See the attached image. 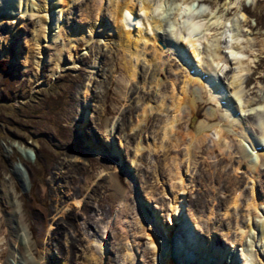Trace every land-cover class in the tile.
<instances>
[{
    "label": "rangeland",
    "instance_id": "1",
    "mask_svg": "<svg viewBox=\"0 0 264 264\" xmlns=\"http://www.w3.org/2000/svg\"><path fill=\"white\" fill-rule=\"evenodd\" d=\"M87 1L86 5L73 3L66 7L73 8L64 12V20L65 17L68 19L65 26L74 27L76 22H85L81 25L82 30L85 25L96 23V7ZM108 4L106 0L102 3L98 22L112 23ZM202 4L213 6L215 0H205ZM241 8L253 21L243 28L250 32L253 41L249 46L257 52L260 40L264 38V0H255L254 5ZM222 12L220 9L219 14ZM51 13L52 16L58 15L57 10ZM52 23L46 43L40 46L35 44L38 25L33 20L21 25L16 37H10L0 29V45L3 44L7 52L0 55L5 67L0 70V188L14 190L24 217L26 235L31 237V243L36 244L32 249L33 259L43 262L44 250L50 248L56 257L46 256V260H50L47 264L66 260L68 264H84V257L89 254L88 241L93 245L102 235L106 250L100 264H155L148 239L141 233L138 216L141 212L148 226L147 215L156 207L164 211L166 218L170 215L169 202L178 200V187L181 186L176 179V168L184 176V182L187 179L191 182L185 193V220L204 225L203 228L209 225L206 218L214 225L222 223L223 226L218 228L224 237L223 227L228 222L229 213H223L221 207L225 208L232 197L231 183L239 182L237 187L244 186L246 191L250 185L243 168L235 171L239 156L222 155L214 147L213 131L207 129L209 135L197 143L198 150L194 149V153L187 157L189 136L186 130L191 118L185 113H180L172 133L161 138L160 121L170 115L171 110L166 105H169L171 90L187 104L185 99L195 88L197 106L193 120L208 126L216 120L207 117L209 110L215 107L205 102V94L197 83L186 85L185 92L182 91L187 74L184 64L175 58L171 48L157 34L154 36L156 49L148 42L144 54L149 59L156 57L152 61L163 71L157 72L153 63L152 68L146 70L138 63L136 77L122 88L116 55L119 49H116L117 39L111 30L98 33L87 44L79 40L77 48H72V61L69 59L71 52L63 48L60 63L56 66L58 48L62 47L69 31L59 30L55 20ZM57 34L59 38L55 41L53 38ZM260 50L263 53L256 55L245 79V94L254 100L264 97V45ZM245 54L250 56L249 52ZM40 57L45 61L36 68L33 61ZM227 65L232 66V63ZM225 71L224 80L232 73L230 67ZM154 77L156 81L153 82ZM86 86L89 96L86 113H83L82 91ZM162 99V112H158L155 107ZM144 107L146 120L137 122V115L142 114ZM90 140L99 143L97 155L88 144ZM138 140L148 148L141 149L140 154L134 156ZM114 141L116 144L112 143ZM160 143H166L169 149H159ZM153 144L157 148L155 151ZM231 144L232 151L236 152L235 143ZM21 147L29 150L30 158L21 156ZM117 147L120 161H123L121 165L112 154ZM114 171H119L120 194L109 183L107 173ZM235 176H244L245 179L236 180ZM257 183L259 193L264 195V172L259 175ZM76 200L87 204L88 213L99 220L104 233L84 227L80 204L77 208L73 205ZM65 201L69 203L65 216H59L55 207L64 206ZM11 211L12 207H4L0 199V264L10 259L4 213ZM68 215L72 222L79 224V233L67 226L58 237L56 228ZM208 237L219 244L218 234L212 232ZM70 240L76 241L72 257L66 251ZM126 252L131 256L125 257Z\"/></svg>",
    "mask_w": 264,
    "mask_h": 264
},
{
    "label": "bare ground",
    "instance_id": "2",
    "mask_svg": "<svg viewBox=\"0 0 264 264\" xmlns=\"http://www.w3.org/2000/svg\"><path fill=\"white\" fill-rule=\"evenodd\" d=\"M90 1L95 5L96 12L99 14L105 0ZM106 1L109 3V15L112 18V23L108 24L103 20L98 22L99 15L97 14L98 18L94 20L96 23L85 25L81 30V25L85 22H76L74 27L72 25L65 26L68 19L65 17L64 20V12L73 8H66L68 5L73 3L74 5H86L88 4L87 0H0V29L5 31L8 36L16 37L19 34L20 26L33 20L38 25L35 44L40 46L41 43H46L47 34L49 35L53 25L51 22L55 20L54 24L58 26L59 30L69 31L62 47L58 48L56 66L60 63L63 48L71 52L69 59L72 61L74 60L72 48L76 47L79 40L87 44L98 33H107L111 30L117 39L116 49H119V52L116 51V55L121 71L119 82L122 88L136 77L139 69L138 63L145 70L149 67L152 68L151 64L156 57L154 59L147 58L144 48L150 42L154 49V42L156 43L154 36L159 34L163 43L171 48L175 58L184 64L185 70L187 69L182 91L185 92L186 85L197 83L205 94V102L215 107V109L209 110L207 117L216 119L209 126L202 121L193 120L197 106L195 88L190 90L185 99L188 101L187 104L177 98L171 90V93H168L170 96L169 105H166L171 110L170 115H165L160 121L161 138H167L172 133L175 122L179 121L180 113H185L191 118L190 125L186 130L189 136L186 151L189 155L187 154V157L192 155V152L194 153V149L198 150L197 143L204 141V138L209 135L207 129H211L212 136L215 137L213 139L214 147L222 155L227 154L230 158L239 156L240 161L237 162L238 166L236 165L235 171L243 168V174L248 178L250 185L246 191L244 186L237 187L239 182H230L233 185L232 197L225 208L221 207L223 213L225 211L229 213V219L223 227L225 236L221 237L218 226H223L222 223L214 225L206 218L209 225L203 228L204 225L192 224L185 220V193L189 181L187 179L184 182L182 179L184 176H181L180 170L176 168V179L181 186L178 187V200L169 202L170 215H167L166 218L164 211L155 206V210L147 215L148 226H146L141 212L138 216L141 233L148 239V246L155 256V264H189V262H194V264H264V195H261L257 188L259 175L264 172V97L257 100L249 98L244 89L246 76L256 60V55L263 53L260 49H263L264 38L260 40L257 52L249 46L253 40L250 32L243 27L253 21L241 8L243 5H254L255 0H215L213 6L203 5L202 2L205 0ZM220 9H223V12L219 14ZM53 10L58 11L57 17L52 16ZM58 38L57 34L53 40L57 41ZM246 52H249L250 56H247ZM6 53L3 44L0 45V55H6ZM25 60L27 61V58ZM44 61L45 59L40 57L33 63L36 68H39ZM227 63H232V66ZM153 65L157 72L163 71V69L157 68L155 63ZM229 67L232 73L224 80L223 73ZM155 78L153 82L156 81ZM88 96L89 90L86 86L82 91L83 113H86ZM159 104L155 110L162 112L163 99L159 101ZM145 111L144 107L142 114L137 115V122H145L144 116L147 113ZM249 116L251 119L248 118ZM84 120L85 115L81 117L82 126ZM135 127L138 126L135 125ZM230 140L235 143L236 152L232 151ZM88 144L97 155L99 143L90 140ZM165 144L160 143L159 149L168 150L169 148ZM152 146H154V151L157 150L155 144ZM15 147L17 148V146ZM143 148L146 150L148 147L138 140L134 147V156ZM19 152L22 157L30 158L28 149L21 147ZM112 154L117 158L118 165H121L123 161H120L119 158L121 156L119 147ZM107 174L110 186L120 194L122 184L119 180V171ZM235 177L238 180L244 176ZM0 199L4 207H12L11 212L4 213L9 232L7 244L10 259L1 264H47L50 260H46V256L51 255V258H55L54 252L52 253L50 248H45L46 256L43 262L38 263L33 259L32 249L36 247V244L31 243V237L26 235L24 217L15 199L14 190L1 187ZM79 204L84 227L90 228L92 231L103 232L101 230L103 226L100 227L99 220L90 216L85 202L80 203L79 200H76L73 203L76 208ZM68 206L67 201L62 207L56 206V214L65 216L66 212L64 213V211ZM212 211L211 209L210 212ZM69 218L68 215L67 219L56 228L58 237L67 226H70L76 234L79 233V224L72 222ZM209 221L210 223H208ZM212 232L220 236L217 245L211 237H208V234ZM103 237L100 235L98 242H94L93 245H91V241H88L86 247H88L89 254L84 257V264H100L101 260L105 258L106 246L104 245L106 244L102 240ZM75 244L74 240H70L69 245L66 244L68 246L66 251L70 253L71 257L75 250ZM127 252L125 257L131 256ZM66 261H59L57 264H68Z\"/></svg>",
    "mask_w": 264,
    "mask_h": 264
},
{
    "label": "trees",
    "instance_id": "3",
    "mask_svg": "<svg viewBox=\"0 0 264 264\" xmlns=\"http://www.w3.org/2000/svg\"><path fill=\"white\" fill-rule=\"evenodd\" d=\"M5 69L4 67V61L0 59V70Z\"/></svg>",
    "mask_w": 264,
    "mask_h": 264
}]
</instances>
